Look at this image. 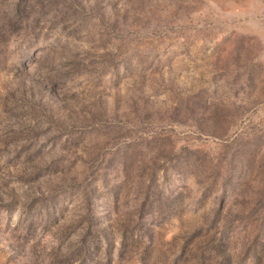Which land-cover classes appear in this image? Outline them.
I'll return each instance as SVG.
<instances>
[{"label": "rangeland", "instance_id": "rangeland-1", "mask_svg": "<svg viewBox=\"0 0 264 264\" xmlns=\"http://www.w3.org/2000/svg\"><path fill=\"white\" fill-rule=\"evenodd\" d=\"M0 264H264V0H0Z\"/></svg>", "mask_w": 264, "mask_h": 264}]
</instances>
